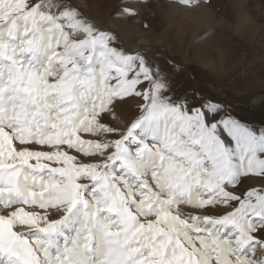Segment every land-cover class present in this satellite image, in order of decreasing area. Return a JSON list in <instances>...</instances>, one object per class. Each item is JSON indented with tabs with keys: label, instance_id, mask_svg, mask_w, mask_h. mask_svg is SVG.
<instances>
[{
	"label": "snow or ice",
	"instance_id": "obj_1",
	"mask_svg": "<svg viewBox=\"0 0 264 264\" xmlns=\"http://www.w3.org/2000/svg\"><path fill=\"white\" fill-rule=\"evenodd\" d=\"M184 69L78 0H0V264H264V114Z\"/></svg>",
	"mask_w": 264,
	"mask_h": 264
},
{
	"label": "rangeland",
	"instance_id": "obj_2",
	"mask_svg": "<svg viewBox=\"0 0 264 264\" xmlns=\"http://www.w3.org/2000/svg\"><path fill=\"white\" fill-rule=\"evenodd\" d=\"M78 2L133 50L144 46L150 56L169 53L184 64V86L210 89L257 117L264 114V0H212L211 8L196 12L171 0H147L136 22L113 18L118 0Z\"/></svg>",
	"mask_w": 264,
	"mask_h": 264
},
{
	"label": "bare ground",
	"instance_id": "obj_3",
	"mask_svg": "<svg viewBox=\"0 0 264 264\" xmlns=\"http://www.w3.org/2000/svg\"><path fill=\"white\" fill-rule=\"evenodd\" d=\"M90 5V4H89ZM97 8V7H96ZM95 8V9H96ZM160 9V8H159ZM98 12V11H97ZM100 15V14H99ZM207 17V16H206ZM104 19V18H103ZM109 19V18H108ZM210 20V19H209ZM212 22V21H211ZM113 23V22H112ZM113 24H115V22L113 23ZM100 25H102V24H100ZM117 25V24H116ZM125 25V24H124ZM119 27V26H118ZM119 29V28H118ZM125 35V34H124ZM126 37V36H125ZM150 38V37H149ZM157 38V37H156ZM153 43V42H152ZM139 44V43H138ZM139 48V47H138ZM134 49H135V47H134ZM136 50V49H135ZM189 59V58H188ZM192 60V59H191ZM205 61V60H204Z\"/></svg>",
	"mask_w": 264,
	"mask_h": 264
}]
</instances>
